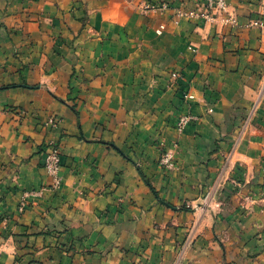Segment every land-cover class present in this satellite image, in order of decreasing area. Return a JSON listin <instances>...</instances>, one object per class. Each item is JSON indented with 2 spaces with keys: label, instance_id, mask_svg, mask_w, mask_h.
Instances as JSON below:
<instances>
[{
  "label": "crops",
  "instance_id": "1",
  "mask_svg": "<svg viewBox=\"0 0 264 264\" xmlns=\"http://www.w3.org/2000/svg\"><path fill=\"white\" fill-rule=\"evenodd\" d=\"M204 1L0 0V264L174 263L193 214L157 196L179 206L208 189L264 82V29L250 25L264 21V0H227L214 23L176 15ZM143 2L170 8L142 13ZM230 14L237 25L223 21ZM36 39L43 51H32ZM184 113L196 120L180 139V169L165 171L159 142ZM50 114L63 119L53 133L41 126ZM51 134L64 145L61 187L31 195L20 215L23 191L51 182ZM224 177L227 207L205 215L181 264H264V98Z\"/></svg>",
  "mask_w": 264,
  "mask_h": 264
},
{
  "label": "rangeland",
  "instance_id": "2",
  "mask_svg": "<svg viewBox=\"0 0 264 264\" xmlns=\"http://www.w3.org/2000/svg\"><path fill=\"white\" fill-rule=\"evenodd\" d=\"M144 3L145 2H143V3H141L139 5V10L142 13H147L150 10L147 11V9H145ZM23 28L24 27L21 26V25L20 26H11V27L8 26L6 31H7V34L9 35V37L12 38V36L14 34H17V32H21V30H23ZM39 42L40 41L38 39L33 40L31 42L32 48H34L35 44L39 45ZM44 43H45V41H43L39 45L40 46V48H39L40 51H43L42 45ZM47 43L49 45L48 46L44 45V46L46 48L49 47L50 51H60L59 48L56 47L55 41L47 40ZM32 51H36L35 48ZM181 75L182 74L180 72L179 73H177V72L174 73L173 72L172 76H171V80L173 79V80L176 81V79H178L179 76L181 77ZM74 77H75V72L73 71V73L71 74V76H70V78L68 80V82H69L68 83V87H69L71 93L74 91V88H75V86L72 85V81H73ZM78 77H80V76L78 75ZM83 80H85V79L83 78ZM39 84H40V82H39ZM23 86L33 87V86L26 85V84H23ZM34 87H39V85L36 84V85H34ZM49 92L53 96L57 97L54 94V92H52V91H49ZM189 92L190 91H188L187 93H189ZM187 93H185L184 98H185L186 101H189L186 98ZM57 99H59V98H57ZM59 100H61V99H59ZM70 105H73V104H70ZM252 106H253V104L251 105V107L249 109V112L252 111ZM73 107H74V105H73ZM209 108L213 109V107L209 106L208 107V111H209ZM26 112L27 111H25V110H21L20 114L21 113H26ZM181 115H183V114H181ZM180 116L178 117V119L176 121V125H175V127H176V136L172 140H170L169 142H167L166 140H161L159 142V148L161 150V153H160V156L158 158L157 164H158V166L163 168L165 171H174L175 170V172H177L180 169L179 168L180 167L179 166V162L177 160L178 154H179L180 139H181V136H182L183 132L185 131V129L187 127L186 126L185 129L183 131H181V132L178 130L177 123H178V120H179ZM247 117H248V115H247ZM246 118L244 120L243 125L241 126L240 131L238 132V135L235 137V139H234V141L232 143L233 147L231 146L232 150H231V152H229L228 160H227V163H226L225 167L222 168L221 173L218 175L216 180L212 184H210L208 186L207 190H205V191L203 190V192L200 193L199 197H197L195 199L183 201V204L179 205V206H174V205L170 204L169 202L165 201L159 195L157 196V197H159L158 198V202H160V204L166 205L167 207H169L171 209H175V210H179V211H182V210L190 211L193 214V216H191V218H190V221H189L188 225L186 226V229L183 231V233H180V234H182V237L180 236L179 237L180 239L177 240V245H176L177 247H176V250H175V256H174V263L173 264H181V262L188 256V253H189L190 249L194 246L195 242L197 241V239L201 235V231H199V229H200V225H201L203 219L205 218V215H207V217L209 216V217H212V218L216 219L221 214V211L225 207H227V203L229 202V200L226 199V198L223 199V192L225 190V187L228 185L227 181H229V180L226 181L227 178L224 177V172H225V169L228 168V162H229V160H231V156L233 155V153L237 149L238 144H240L242 142L243 137H244V135L246 133V130H247ZM51 120H53V121H51ZM62 120L63 119L60 118L58 115L50 114L41 123L42 129L45 128L46 131H49V132L53 133L59 127V125L62 122ZM194 120H196V118L191 120L189 122V124L191 122H193ZM61 140H62V138L60 140H57L55 138V136H53V134H51L48 137V139L45 142V144H44L43 151H45V156H44V160H45V157L47 156V154L49 153V151L53 147L54 148L55 147L60 148L61 149L60 150L61 169H62V159H63L62 156H63V153H64V145L61 142ZM168 152L172 153L173 156H174V160H173V166L174 167H172V168L165 167L164 164H162V158H163L164 154L168 153ZM43 167L46 170L45 161H43ZM49 178H50V176H49ZM61 179H62V176H61ZM50 180H51V178H50ZM61 183H62V181H61ZM238 184L239 183H236V185H238ZM60 187H61V184L59 186H57V187L53 186L52 185V180H51V182L48 185H45V186L41 187L40 189H32V190L23 191V193L21 194V196L19 198V201H18L17 212L21 215L25 211V209L23 211H19V208L22 205L21 204L22 201H25L26 205H27L28 200H29L31 195H33V196L38 195L37 191H42V193H43V191H45L47 189H50L52 191H57V190H59ZM26 193H29V195H26V197H24ZM246 201H248V200H246ZM245 206H246V209H247L248 204L247 205L245 204ZM19 214H17V215H19ZM176 218L177 217H171L170 220L168 221V224H173L176 228H178L180 226V223L177 224V221H175ZM9 219H10L9 216H4L2 218V223H6V222L8 223ZM156 224H160V222H157Z\"/></svg>",
  "mask_w": 264,
  "mask_h": 264
},
{
  "label": "built area",
  "instance_id": "3",
  "mask_svg": "<svg viewBox=\"0 0 264 264\" xmlns=\"http://www.w3.org/2000/svg\"><path fill=\"white\" fill-rule=\"evenodd\" d=\"M145 9L150 11H159L164 12L167 11L170 8L169 3L167 2H145L144 3ZM225 12H228V3L227 0H205L202 8L195 9V10H178L176 15L178 17H189L191 19L196 20H203L205 23H214L217 20V15L219 13L223 14ZM223 21L225 23H231L233 25H237V18L234 15H229L228 17H223ZM250 25L259 26L262 29H264V21L261 20H255L250 23ZM165 29V24H161L158 29L156 30L157 34H162L163 30ZM189 48L196 50L192 46ZM187 100L192 101L195 99V95L191 92L187 93L186 95ZM264 98V82L262 87L257 93V97L253 103L252 111L249 112L248 117L246 118V127H249L253 116L260 104V101ZM209 111L212 112L213 109L209 108ZM196 116L192 113H186L180 116L177 126L178 130L181 132L185 129V127L189 124V122L193 119H195ZM53 121V120H51ZM60 148L53 147L47 156L45 157V167L46 172L50 176L52 180L53 186H59L61 184V155H60ZM173 160L174 156L172 153H165L162 158V164H164L165 167L172 168L173 166ZM37 194H42V191H37ZM26 195H29V193H26ZM21 207L19 208V211H23L26 207V202L22 201Z\"/></svg>",
  "mask_w": 264,
  "mask_h": 264
},
{
  "label": "trees",
  "instance_id": "4",
  "mask_svg": "<svg viewBox=\"0 0 264 264\" xmlns=\"http://www.w3.org/2000/svg\"><path fill=\"white\" fill-rule=\"evenodd\" d=\"M1 89V88H0ZM153 191H154V189H153Z\"/></svg>",
  "mask_w": 264,
  "mask_h": 264
}]
</instances>
